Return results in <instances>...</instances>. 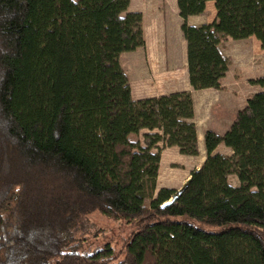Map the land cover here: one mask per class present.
<instances>
[{
  "label": "trees",
  "instance_id": "trees-1",
  "mask_svg": "<svg viewBox=\"0 0 264 264\" xmlns=\"http://www.w3.org/2000/svg\"><path fill=\"white\" fill-rule=\"evenodd\" d=\"M208 1L177 0L195 89L221 88L223 39L264 48V0H214L213 22L188 24ZM130 2L0 0V264H264V90L224 135L206 131L181 190L157 192L160 142L199 153L193 99L134 98L120 56L145 37ZM94 212L141 222L119 254L66 250Z\"/></svg>",
  "mask_w": 264,
  "mask_h": 264
},
{
  "label": "rangeland",
  "instance_id": "rangeland-1",
  "mask_svg": "<svg viewBox=\"0 0 264 264\" xmlns=\"http://www.w3.org/2000/svg\"><path fill=\"white\" fill-rule=\"evenodd\" d=\"M128 11L142 13L145 45L136 48L135 51L122 53L120 56L122 68L127 71L129 66H135L140 70L141 58H148L153 62V67L155 66L152 72L157 74V55L162 54L164 56L167 52L169 53V47L172 48V54L176 56L178 63L181 64L184 44L187 40L182 31L184 20L179 14L177 0H131ZM215 17L216 8L209 6L204 15L199 19L197 18V22L211 23ZM157 46H161L160 53ZM220 49L223 55L230 60L229 70L224 77L225 80L223 83L221 81V88L226 87V96L231 98L228 101L230 103L229 116L232 115L235 118L238 111L246 106L248 98L264 90V88L252 82V80L264 76V48L256 37L240 40L227 37L221 42ZM159 63L158 67L165 66L164 57L163 61ZM152 72L150 71L147 76L151 78ZM148 91L150 94H156L157 96V83L149 87ZM217 107L215 105L213 110L220 113L222 108ZM163 145L165 144L163 143ZM174 164V173L164 174L162 179L170 178L171 183L178 190V188L184 186V180H182L184 172L181 169L182 162H174ZM169 170L170 166L166 165L165 167L164 165L163 171L168 173ZM230 182L233 186L239 184L238 178L234 174L230 175ZM88 219L90 221L89 229L86 232L77 233V237L81 236L83 238L82 243H78L76 247L66 249L67 251L92 253L110 243L115 253L119 254L130 234L141 224V222L126 223L123 220L107 217L99 212L90 214Z\"/></svg>",
  "mask_w": 264,
  "mask_h": 264
},
{
  "label": "crops",
  "instance_id": "crops-1",
  "mask_svg": "<svg viewBox=\"0 0 264 264\" xmlns=\"http://www.w3.org/2000/svg\"><path fill=\"white\" fill-rule=\"evenodd\" d=\"M209 6L214 8L215 1H208L205 11L208 10ZM204 13L205 12L199 15H193L188 17L187 22L193 26H201L205 24L204 22H197V20L202 17ZM161 46H157V50L159 49V53ZM169 50L170 52H167L164 56L162 54L157 55V74H154L152 72V69H154L155 66L153 67V62L151 61V59L148 60V58H141V65H139L141 67L140 70L135 66H129V70L127 71L123 69L129 79L133 91V96L135 99L156 96V94H150V92L148 91V88L152 87L153 84L155 85V83H157V96L182 91L190 92L192 95L194 115L188 121L193 122L196 125L197 145L199 153L195 156L183 154L181 153L180 148L178 146H165L163 145L164 142H160L159 147L161 148V162L157 179V192L163 187L175 188V185L171 183L170 178L162 179V176L164 174L174 173V162H182L181 169L184 172L182 174V180H184L183 184H185V182L190 179L191 174L195 170L200 169V167L206 160V131L212 130L219 135H224V133L231 127L235 119L234 117H232V115L231 117L229 116L230 103H228V101H230L231 98L226 96V87L219 89H195L191 85L188 71L187 41L184 44V51L183 56L181 58V64L178 63L176 56L172 54L173 50L171 47H169ZM163 57L165 66L160 68L158 67V65L160 64V61H163ZM150 71L153 73L151 78L150 76H147L149 75ZM224 80L225 78L222 79V83L224 82ZM138 88L141 89L138 90ZM215 105L222 108V111L220 113H218L217 110H213V107ZM145 132L151 131L145 130ZM153 132L162 133V131L160 130H154ZM215 153H221L231 156L233 155V150L225 144L221 143L215 149ZM164 165L165 167L166 165L170 166V173L169 171L168 173L163 171ZM165 170L167 171V168Z\"/></svg>",
  "mask_w": 264,
  "mask_h": 264
},
{
  "label": "water",
  "instance_id": "water-1",
  "mask_svg": "<svg viewBox=\"0 0 264 264\" xmlns=\"http://www.w3.org/2000/svg\"><path fill=\"white\" fill-rule=\"evenodd\" d=\"M181 190V189H180ZM167 204V203H166Z\"/></svg>",
  "mask_w": 264,
  "mask_h": 264
}]
</instances>
